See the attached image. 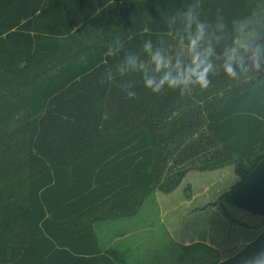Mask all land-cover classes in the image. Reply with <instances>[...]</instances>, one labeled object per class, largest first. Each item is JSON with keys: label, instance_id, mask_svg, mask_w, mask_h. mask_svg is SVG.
Returning a JSON list of instances; mask_svg holds the SVG:
<instances>
[{"label": "trees", "instance_id": "obj_1", "mask_svg": "<svg viewBox=\"0 0 264 264\" xmlns=\"http://www.w3.org/2000/svg\"><path fill=\"white\" fill-rule=\"evenodd\" d=\"M200 25L209 87L146 90L152 57L187 64ZM244 33L264 44V0H0V123L26 113L24 154L0 150V264H115L94 223L136 214L194 170L233 165L223 200L264 216V65L223 70ZM129 56L144 68L121 72ZM261 247L264 231L217 264Z\"/></svg>", "mask_w": 264, "mask_h": 264}, {"label": "crops", "instance_id": "obj_2", "mask_svg": "<svg viewBox=\"0 0 264 264\" xmlns=\"http://www.w3.org/2000/svg\"><path fill=\"white\" fill-rule=\"evenodd\" d=\"M225 192L213 202L198 203L199 197L182 191L184 198L163 205L165 209L149 221H144L141 209L132 216L98 221L93 225L98 248L115 264L221 263L264 231V216L246 214L226 203ZM102 223L108 226L101 228Z\"/></svg>", "mask_w": 264, "mask_h": 264}, {"label": "clouds", "instance_id": "obj_3", "mask_svg": "<svg viewBox=\"0 0 264 264\" xmlns=\"http://www.w3.org/2000/svg\"><path fill=\"white\" fill-rule=\"evenodd\" d=\"M198 29V35L191 39L189 45L192 55L187 64L180 62L173 64L171 60H166L159 53L152 57L153 74L148 75L145 72L141 78V83L146 90L158 94L165 89H171L178 90L181 94H188L197 87L201 90L209 87L213 64L207 57L211 56L212 52L211 49H205L203 52L198 51L199 39L203 35V26H198ZM244 37L243 40L238 38L237 46L225 53L226 60L223 70L229 78H236L237 69L244 68L245 57L251 64V69H244L245 72L255 71L258 73L261 66L264 65V44L256 43L258 37L248 38L247 33H244ZM143 68V62L138 63L136 58L129 56L119 70L125 72ZM242 264H264V247L258 248L253 254L243 258Z\"/></svg>", "mask_w": 264, "mask_h": 264}, {"label": "rangeland", "instance_id": "obj_4", "mask_svg": "<svg viewBox=\"0 0 264 264\" xmlns=\"http://www.w3.org/2000/svg\"><path fill=\"white\" fill-rule=\"evenodd\" d=\"M16 114H20V117L17 118L16 115L14 117L15 120H13V118L12 121L0 123V150L11 147V149H15L21 154H24V150L17 144H14V142L16 138L22 139L23 131H20V128L23 125L22 122H24V119L26 118V113L24 110H19V113ZM9 132H11V134L4 138ZM17 134H20V136L16 137ZM10 137H14L13 140H10ZM17 160L18 158L16 157L11 158V161ZM4 163H6L8 167L11 165L7 159ZM17 177L20 178L21 181H25L24 172L19 173ZM240 178L241 177L236 174L235 167L233 165L216 170L191 171L183 179L180 187L178 188L177 194L165 195L163 194L164 192L162 193V191L159 192V190H156L155 194L158 195L157 197L155 194H152V192L145 200L140 213L144 216V221H149L150 219L155 218V216L157 218L158 213L162 212V209H165L163 205L176 202L177 200L180 201V199L184 198L182 191L192 196L195 194L197 198L199 197L196 200L198 203L201 201L213 202L215 197L217 198L220 193L230 190L232 186L240 180ZM159 197H162V199H159ZM231 207L235 209L234 206ZM236 209L243 211L246 214L262 217V215L250 213L237 207ZM153 214L156 215L154 216ZM252 224L256 225V223ZM101 225V228L108 226L107 223H102Z\"/></svg>", "mask_w": 264, "mask_h": 264}]
</instances>
